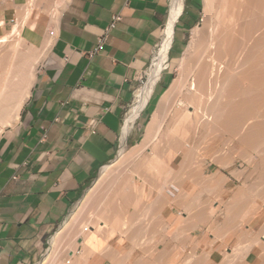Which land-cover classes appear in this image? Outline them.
<instances>
[{"label": "crops", "instance_id": "crops-1", "mask_svg": "<svg viewBox=\"0 0 264 264\" xmlns=\"http://www.w3.org/2000/svg\"><path fill=\"white\" fill-rule=\"evenodd\" d=\"M170 8V0H0V127L4 128L0 134V264H35L45 252L53 233L68 219L104 167L116 157L125 112L139 89L141 76L151 66L155 48L164 38ZM186 14L188 17L184 20ZM114 16L121 20L96 51L99 39ZM192 20L195 19L190 11L184 8L173 25L169 55L176 44L182 43L179 57L182 56L185 35ZM50 31H54L53 36L49 35ZM17 42L20 47L14 63L15 59L10 55ZM25 65L34 67V75L28 96L21 106V71L28 69ZM171 76L170 70L159 74L147 104L137 117L138 126L147 125L151 120L160 97L173 79ZM11 121L12 124L6 125ZM90 124L95 125V133L91 132ZM198 162L193 166L194 163L170 164L172 170L178 172L173 173L171 182L165 184H159L148 175L145 178L136 175V189L115 198L116 214L119 202L121 210H125L124 213L120 210L119 217L122 218L118 228L106 238L103 236L109 227L105 226L107 230H101L98 235L94 233L87 240L95 250L85 263L166 264L171 261L173 264H193L197 258L201 264L203 261L205 264H220L224 253L231 252L232 235L229 232L240 231L229 230L224 219L219 217L227 215L228 208L231 212L238 209L233 198L248 179L246 176L249 177L248 164L226 160L218 162L220 165L211 160L203 164ZM212 174L213 178L210 177ZM188 177L191 179L187 180ZM216 178L224 185L216 184L217 190L213 191L216 187L211 185H215L214 180L218 183ZM208 182H212L211 185ZM143 184L142 195L139 190ZM174 184L181 187L175 188ZM154 186L160 188L159 193ZM122 214L129 220L125 216L123 219ZM205 216L208 221L205 219L204 223L201 218ZM126 219L133 228L130 224L127 226ZM188 222L196 223V229ZM184 224L189 229H185ZM121 226L135 228V232L123 229L124 235L127 233L124 237ZM139 227L144 228L145 238ZM209 227L211 230L207 229ZM178 228L181 237L175 236L179 235ZM133 235L136 238H128ZM148 236L152 239L148 240ZM232 237L237 241L246 238L239 233ZM82 247L80 245L78 253L83 252ZM167 251L171 252H168L169 256ZM106 252L116 255L107 258ZM161 253L170 261L163 259ZM252 254V251L248 254V260ZM188 255L190 259H187ZM192 257L196 258L193 260Z\"/></svg>", "mask_w": 264, "mask_h": 264}, {"label": "bare ground", "instance_id": "bare-ground-1", "mask_svg": "<svg viewBox=\"0 0 264 264\" xmlns=\"http://www.w3.org/2000/svg\"><path fill=\"white\" fill-rule=\"evenodd\" d=\"M203 2H204V13H203V17L201 19V23L191 29L189 42H188L181 58L179 59V64H178V68H177L178 74L171 81V83L169 84V86H168L167 90L164 92V94L160 97V99H159V101H158V103L154 109V112L152 114L151 120L149 121V123L147 124V126L145 128L144 136L142 138L140 145L136 146L133 149L134 155H133L132 159H137L135 161V162H137V165L135 167L133 166L134 168L132 170H130L131 168L129 169V171L124 170V171H126L125 173H118L117 171L120 170V169L117 170V168L119 167V163H121V161H123L126 157L124 155L123 150L121 149L117 158L115 160L111 161L108 165H106V167H104V169L101 173V176L99 177L96 185L95 186L93 185V187L88 191L87 195L79 202L78 206L76 207L74 213L71 216L72 219H70L69 223L66 224L65 227L63 229H61L59 232H57V234L55 235L53 245H52V249L50 250V253L47 257V261L44 264H82L83 262H84V264H86L85 262L88 259L87 258L88 255L91 254L95 250V247L92 246V243L90 242V240L89 241H87V240L92 235H95L94 233H96L97 235L101 234L100 232H101V230L103 231L105 226H108L109 228L106 227L108 229V232L106 231L107 233L103 237L108 238L114 234L116 228H118L117 225L120 224L119 221L121 220L122 216L119 217V214L121 213L120 210L122 207H120L121 206L120 202H119V204L116 202L118 205L116 208L118 210V213L116 214L115 205H114L115 198H119L120 194L125 195L124 193H127L130 190H133V188H135L134 187L135 186L134 177L136 175L140 176V177L144 176V178H145L146 175L150 176L152 174L153 176H156L154 179H156L158 177L157 181L161 180V182H158V183L162 184V182H164V184H165L166 182H169L170 179H173V177L171 178V175H173V173L178 172V171L174 172V170H172V168L170 167V164L180 162V165L181 164L186 165V163H190L191 161L193 162V160L195 159L194 156L196 155V154L194 155L193 151H195L196 149H198V151H199V147L202 145V143L200 144V141H202V140L199 141V139H201L199 137H202L203 139L205 138V140H206L207 139L206 137H210L209 135H211L212 137L210 140H212V142L215 144L214 141L217 142L218 139H220L218 137H220L221 135L227 134V133L229 135L233 134L234 136H232V137H234V138L239 137V139L236 138L240 141L239 144H241V146H240L241 149H239V150H242L243 149L242 147H246L247 149H249L248 147H250V148L252 147L256 152H259V151L264 152V110H263L264 109V0H203ZM183 10H184V0H172L171 8H170V20L168 22L166 33L164 35L163 40L160 43L159 50L157 51L155 58L152 62L151 69L148 72L147 82H146L145 86L137 93L135 106L133 109H131V113H129L128 116H126V119L123 123L124 128L122 127V129H121L122 133L124 132L125 128H127L126 134L131 133V130L133 127L132 124L136 123L137 117H139L138 116L139 113L142 111L143 107L147 104L149 97L152 93L154 83L156 82V80H158L159 74L161 76V72L167 66V63L169 60V54H168L169 46H170L171 42L173 41L172 40V38H173L172 37L173 25H174L175 20L181 15ZM12 42L13 41H11V43ZM16 44H17V46H14L15 48H13L12 56L13 57L16 56V59H17V54H18V50H19L18 47H20L18 45H20V43H16ZM22 46H24V44L23 45L21 44V47ZM16 59H15L14 63H16ZM23 65H24V63L22 64V66ZM26 66L28 69L24 68ZM24 67H23V69H26V70L21 71V106L28 96L29 88L31 86V81H32L33 75H34V67L33 66L28 67V65H25ZM140 93H142V94H140ZM261 107H262V110H260ZM16 113H17V111H16ZM10 124H12V121L10 123L8 122L6 125H10ZM3 129L4 128L0 127V134L3 131ZM196 134L199 135L198 142L195 139ZM204 136H206V137H204ZM208 142L210 143V141H208ZM206 143H205V145H206ZM205 145H203V146H205ZM212 146H214V145H212ZM162 147H165V148H162ZM149 148L150 149L152 148L149 152V155L148 156L144 155V153L147 150H149ZM160 148L163 149L162 154L159 153L161 151ZM203 148L201 146L200 149L201 150H206V148L209 149L208 144H207L206 148H204V149ZM214 148H212V149H214ZM164 149L167 150V152L164 151ZM163 151L166 153H164ZM180 153H183L181 158H179V155H181ZM260 153H262V152H260ZM216 154H218V153H216ZM244 154H245V152H244ZM245 156L247 157L250 155L248 154ZM260 156L261 155L256 156V157H259V159H260L259 161H257V159H253V158L249 157L248 158L249 161H251L252 159L254 161L252 160L251 162H249L247 164L255 167V174H256V172H257V174H259V175H257V177L260 176L261 178H264V154L261 157ZM240 157L241 156H239V158ZM215 159L218 160L217 156ZM241 159H243V157ZM244 159H243V161H244ZM248 159L246 158L245 161H247ZM198 160H196V161L198 162ZM222 160L223 159H220L221 163H222ZM220 161L219 160L214 161V163H216V162L218 163ZM252 162H253V164H252ZM198 163H200V162H198ZM218 164L220 165V163H218ZM223 164H224V162H223ZM132 165H134V164H132ZM193 165H195V160H194V164H192V166ZM228 166H229V164H228ZM198 167H199V165H198ZM192 168L194 169V167H192ZM198 169L199 168H197L196 170H198ZM190 170H192V169H190ZM180 171H181V169L179 168V172ZM244 172H246V171H244ZM185 173H184V175H185ZM192 173L194 175V172H192ZM238 173H239V170H238ZM196 174H197V172H196ZM218 174H220V173H218ZM179 175H180V173H179ZM213 175L214 174H212V176H210V177L213 178L214 177ZM240 175L243 176L242 173H240ZM244 175H246V174H244ZM253 175L254 174H252V176ZM194 176H199V174L194 175ZM219 176L222 177L223 175L222 176L219 175ZM191 177H192V174H191ZM191 177H188V179L187 178H185V179L189 180V178L191 179ZM246 177L249 179L248 176H246ZM251 177H250V179H251ZM159 178H160V180H159ZM219 178H216V180L218 179L217 180L218 183H215L214 182L215 180L212 181L215 185H211L212 182L211 183L208 182L211 186L216 187L214 189H213V187H211L213 189V191L215 189L217 190L216 184H220ZM247 178H245V180ZM239 179H241V176ZM248 179L246 181H250V179L249 180ZM209 180H211V179H209ZM115 181H117V183H118V181H121L124 183V185L120 183L122 186L119 185L120 187L119 188L115 187L116 189L114 190ZM205 181H206V179H205ZM172 182H173V180H172ZM263 182L264 181H262V183ZM174 183H176V181ZM180 183H178V185H181ZM244 183H246V182H244ZM244 183H243V185H244ZM221 184L224 185L223 182H221ZM221 184H220V186H221ZM243 185H242V187H239L238 189L236 188L238 191L235 194L236 196L234 195L235 197L233 198L234 204H235L234 206H236V208H238L237 209L238 210L237 216H238V219L240 218L239 216H241L242 218L245 216H246L245 218L249 217L248 218L249 224L253 228H255L254 230L248 229L250 232L246 230V236H247V234H249L252 237V239H254L253 236L256 235L255 230H261V231H259V233L262 232L263 236L261 237L262 245L260 246V248H262V250H264V210H263L262 214L257 215V210H259V211L261 210V208H260L261 206L259 205V201L261 200V197H259L260 195L257 196L256 193L254 194V189L253 190L250 189L251 187L253 188V185L249 186V187H246L245 185L243 187ZM246 185H248V184H246ZM144 186L145 185H142V187L139 190L140 192H142V195H143ZM173 186H175V184ZM263 186H264V184H263ZM176 187H178V186L176 185L175 188ZM180 187H178V188H180ZM211 188L210 189L207 188V190L209 191V190H211ZM219 188H221V187H219ZM103 189H104V191H103ZM207 190L205 192H207ZM261 190L262 189H260L259 191H261ZM157 191H158L157 193H159V191H160L159 187H157ZM166 191H168V189H166ZM110 193L113 194V196L109 200L108 194H110ZM171 193H173V192H171ZM262 193H264V191H262ZM262 193L259 192V194H262ZM102 194H104V197H102ZM127 195H129V194H127ZM210 195H211V193H210ZM97 197L100 198L99 201L101 200V198H104V199H102L99 202V205L98 204L96 205V203H95L96 207L93 209V213H94L93 217L88 218L89 220L87 222L86 221L84 222L83 220L80 221L82 219V217L84 216V212H86V209L88 208V206H90V204H91V207L94 205L92 202L95 200L94 198H97ZM122 197H124V196H122ZM125 197H127V196H125ZM158 198H160V196ZM241 198H243V199H241ZM160 199H162V198H160ZM258 199H260V200L258 201ZM118 201H119V199H118ZM131 201H132V199H131ZM173 201H175V200H173ZM158 202H159V199H158ZM167 202H165V204ZM175 202H177V201H175ZM168 203H170V202H168ZM177 203H179V202H177ZM231 203L233 205V200H231ZM231 203H230V205H231ZM127 204H128V202H127ZM189 204H191V202H189ZM189 204H187V205H189ZM195 204H194V206H195ZM227 204L228 203H226V205ZM157 205L158 204H156V206ZM122 206L126 207V204L122 205ZM216 206H218V205H216ZM263 206H264V204H263ZM146 207H147V205H146ZM192 207H193V205H192ZM148 208H150V207H148ZM231 208H233V207H231ZM142 209H144V208H142ZM263 209H264V207H263ZM99 210H101V212H98ZM150 210H153V209H150ZM208 210H210V208ZM226 210H224V211H226ZM234 210L237 211L235 208H234ZM123 211H125V210H123ZM126 211H127V208H126ZM159 211H161V209ZM186 211H187V209H186ZM235 211L231 212L230 209H229V211L227 210L226 216L229 217V216H231V214H233L232 216L236 215ZM259 211H258V213H259ZM144 212H146V211L144 210ZM209 213H211V212H209ZM110 215L112 216V220L111 221L109 220L107 222L106 218L104 219V217L105 216L107 217ZM124 216L127 217L125 214L123 215V217ZM128 216H131V215H128ZM145 216H147V215H145ZM192 216H194V214H192ZM255 216H256V218H255ZM125 217L123 219H125ZM205 217L201 218V220L204 218L203 219L204 223L207 220V217L206 218ZM232 218L235 219L237 217H235V218L232 217ZM245 218H243L244 222H246V220H244ZM127 219L129 220V217H127ZM195 219H197V218H195ZM227 219H229V218H227ZM128 220L126 221V223H128ZM160 220H162V219H160ZM229 220L231 221V219H229ZM142 221H143V219H142ZM122 222H124V221H122ZM130 222H131V219H130ZM194 222H196V221H194ZM212 222L214 223V220ZM233 222H234V224L236 223V221H234V220H233ZM244 222H243V224H244ZM124 224H122V225H124ZM129 224L131 225V227L133 226L132 223H128L127 226ZM189 224H187V225H189ZM228 224H229L228 226H230V223H228ZM231 224H232V222H231ZM234 224H232V225L233 226L237 225V224H235V225ZM239 224H241V223H239ZM136 225H137V222H136ZM145 225H147V224L145 223ZM185 225L186 224H184V226ZM190 225H192L191 228H193L194 225L196 226V223L190 224ZM75 226H77V228H78L77 232L74 234H71V229ZM195 226H194V229H196ZM211 226H213V225H211ZM121 227H119V228H121L120 232H121V230L123 231V229H124L123 226H121ZM128 227L125 228L124 231L126 229L131 230V229H128ZM142 227H144V226L142 225ZM179 227H181V226H179ZM210 227L207 229L211 230ZM139 228H141V227H139ZM184 228L189 229L186 226ZM105 229H104V231H105ZM142 229L144 230V228H141L139 230L140 233H141ZM143 230H142L141 234L144 237ZM192 230L193 229H191V231ZM213 230H214V228H213ZM216 230H217V228H216ZM117 231H119V230H117ZM124 231L122 233L123 235H124ZM131 231L135 232V228H134V230L132 229ZM146 231H148V229H146ZM187 231H189V230H187ZM220 231H218V232H220ZM177 232H179V228H178ZM222 232H225V231H222ZM80 233H81V235L84 236V238L82 239V241H80V243L77 244L75 239H77L79 237ZM129 233H130L129 235H132L131 232H129ZM136 233H137V231H136ZM175 233H176V231H175ZM180 233L181 232H179V235L177 234L175 236L179 237L181 235ZM184 233H185V231H184ZM126 234L127 233H125V235ZM145 234H146V232H145ZM149 234L150 233L148 232V235ZM185 234H184V236H185ZM220 234H222V233H220ZM125 235H124V237H125ZM182 235H183V232H182ZM214 235H216V234H214ZM67 236L70 237V240H68V241H66ZM149 236H148V240L152 239V238L149 239ZM132 237H135V235H133L131 237L128 236L129 239H131ZM137 237H138V235H137ZM187 238H186V240H187ZM258 238H259V236H258ZM161 239H163V237ZM219 239H221V238H219ZM62 240L64 243L66 242V244H67V247L63 246L65 248H63L62 253L63 252L65 253V251L68 250V253L69 252L72 253V255L69 256V259L74 258L75 261L74 260H73V262L67 261V263H66V261L62 260V258H61L62 253H60V251H58L59 244L62 243L61 242ZM84 240H85V242H84ZM133 240L134 239H132V241ZM142 240L143 239H141L139 241L137 240V241L139 243ZM153 240H151V241H153ZM129 241H131V240H129ZM193 241H195V240H193ZM216 241L217 240H215L214 242H216ZM191 242H192V240H191ZM254 242L256 243V241H254ZM258 242H260V240ZM109 243H110V241H109ZM133 243H135V242H133ZM189 243H190V241H189ZM248 243L246 244V242H245L246 245H248ZM136 244L137 243H135V245ZM196 244H194L195 248H196V246H198V244L197 245ZM210 244H211V242H210ZM77 245L78 246L79 245L84 246V248L82 247L83 248L82 253L77 252V250H76ZM143 246H144V244H143ZM179 246H180V244H179ZM251 246H252V244H251ZM251 246L249 245L248 247L245 248V245H244V247H242V248L240 247V249H238L239 251L236 250V252H234L233 255L230 258H228L227 264H264V255L263 254L261 255L262 258L259 257L260 259L257 261L255 260V262H248L246 260L248 254L252 251L251 248L253 246L252 247ZM108 248H110V246H108ZM156 248H154V249H156ZM138 250H141V249L139 248ZM143 250H145V249H143ZM156 251H154V252H156ZM160 252H162V251H160ZM168 252L169 251H167L166 254L169 256ZM178 252H179V250H178ZM178 252H177V254H178ZM192 252H193V250H192ZM76 253L80 254V255H78L79 256L78 258L75 257ZM128 253H129V251H128ZM128 253H126V254H128ZM169 253H171V252H169ZM110 254L107 255V258L109 256L114 258L115 257L114 255H116L114 252L111 254V255L114 254L113 256H111ZM161 255H162V253H161ZM163 255H164V253H163ZM163 255H162V257H163ZM167 255H165V256H167ZM118 256L120 257L119 254H118ZM127 256H126V258H127ZM148 256H150V253ZM151 256H152V254H151ZM164 257H163V259H164ZM181 257H183V256H181ZM189 257L190 256L188 255L187 259H190ZM120 258H122V257H120ZM144 258L146 260V257H144ZM165 258L168 260L167 257H165ZM195 258H193V260ZM187 259H185V260H187ZM155 260H157V259L155 258ZM160 261H161V259H160ZM168 261H170V260H168ZM195 261H194L195 263L192 261L193 264H199L200 263V262L198 263L197 258L195 259ZM113 262H114V260H113ZM187 262H189V261L187 260ZM224 262H226V261L224 260L223 263ZM167 263L168 262L166 261V264ZM170 263H172V262L170 261ZM170 263H168V264H170ZM175 264H177V263H175Z\"/></svg>", "mask_w": 264, "mask_h": 264}, {"label": "rangeland", "instance_id": "rangeland-1", "mask_svg": "<svg viewBox=\"0 0 264 264\" xmlns=\"http://www.w3.org/2000/svg\"><path fill=\"white\" fill-rule=\"evenodd\" d=\"M184 8H185V11L186 10H188V11H190V13H191V16L195 19V20H192V23H191V26L189 27V29L187 30V33H186V35H185V44H184V47H183V50L182 51H184L185 50V48H186V46H187V44H188V42H189V39H190V32H191V29L193 28V27H195V26H197V25H199L200 23H201V19H202V17H203V13H204V2H203V0H195L194 2L193 1H191V0H184ZM188 8V9H187ZM187 15V14H186ZM186 17H188V15L187 16H185V18H184V20L186 19ZM21 44L23 45V41H22V39H21ZM17 43H19V42H17ZM182 45V43L179 45V44H176L175 45V47H174V49H173V51L171 52V54L169 55V60H168V64H169V66H168V68L166 69V70H170L171 71V73H172V78L174 79L176 76H177V74H178V64H179V60H178V57H179V47ZM23 47V46H22ZM21 47V48H22ZM168 54H169V52H168ZM182 54V53H181ZM21 56H22V53H21ZM180 57H181V55H180ZM180 57H179V59H180ZM10 58L11 59H15L16 58V56L15 57H13L12 56V54L10 55ZM178 60V61H177ZM22 61V60H21ZM162 73V72H161ZM172 79V80H173ZM171 80V81H172ZM143 92V91H142ZM140 94H142V93H140ZM258 109V108H257ZM128 110V109H127ZM127 110H126V112H127ZM260 110H262V107H261V109ZM264 110V109H263ZM126 112H125V114H126ZM125 116V118L124 119H126V116L127 115H124ZM132 130H131V134H126L127 133V128H125L124 129V132L122 133L121 132V135H120V138H119V140H118V148H117V155H116V157L114 158V160L117 158V156H118V154L120 153V151H121V149L123 150V152H124V155L126 156L125 157V159L123 160V161H121V163H119V167L117 168V170H119V171H117L118 173H125L126 171H129V169L131 168V167H135L136 165H137V162H135L137 159H132V157H133V155H134V151H133V149L136 147V146H138V145H140V143H141V141H142V138H143V136H144V132H145V128H146V126L147 125H142V126H138V124H137V122L136 123H133L132 124ZM123 127V126H122ZM124 128V127H123ZM231 135V136H230ZM223 134V135H221L220 137H218V138H220V139H218V141L216 142V141H214L215 142V144L217 145H215L213 142H212V140H210L211 139V135H209L210 137H206V136H204V137H206L207 139L205 140V138L203 139L202 137H199V135H197L196 134V141L198 142V137L199 138H201V139H199V141L200 140H202V141H200V144L202 143V148L204 147V148H206L207 147V144H208V147H209V149L208 148H206V150H201L200 148H201V146L199 147V151H198V149H196L195 151H193V153H194V157H195V162H197L196 160H198L200 163H204L205 161H209V160H211V161H217L215 158H216V156H217V158H218V160H220V159H223V160H226V161H234V162H236V161H243V159H244V162H246V163H249V162H251L253 159H257V161H259L260 159H259V157H256V156H258V155H263L264 154V152L263 151H259V152H256L252 147L250 148V147H248L249 149H247L246 147H242L243 149L242 150H239V149H241L240 148V146H241V144H239V137H232V136H234L233 134ZM126 136V137H125ZM201 136V135H200ZM216 137V136H215ZM236 138H238V139H236ZM233 141H232V140ZM205 141V142H204ZM208 141H210V143L208 142ZM207 142V143H206ZM204 143V144H203ZM205 143H206V145H205ZM211 144V145H210ZM203 145H205V146H203ZM212 145H214V146H212ZM123 146V147H122ZM212 146V147H211ZM215 147V148H214ZM162 148H165V147H162ZM203 148V149H204ZM211 148V149H210ZM212 148H214V149H212ZM217 148V149H216ZM152 149V148H151ZM150 148H149V150H147L145 153H144V155H146V156H148L149 155V152H150V150H151ZM161 149V148H160ZM167 149V148H166ZM245 149V150H244ZM253 149V150H252ZM131 150V151H130ZM162 150L163 149H161V151L159 152V153H161L162 154ZM201 150V151H200ZM238 150V151H237ZM244 150V151H243ZM164 151H166L167 152V150H165L164 149ZM163 151V152H164ZM243 151V152H242ZM248 151V152H247ZM129 152V153H128ZM166 152H164V153H166ZM239 152V153H238ZM244 152H245V154H244ZM260 152H262V153H260ZM216 153H218V154H216ZM243 153V154H242ZM260 153V154H259ZM181 155H179V158H181L182 157V154L183 153H180ZM250 155V156H245V155ZM205 155V156H204ZM244 155V156H243ZM201 156V157H200ZM203 156V157H202ZM221 158H220V157ZM239 156H241L240 158H239ZM253 156V157H252ZM255 156V157H254ZM260 156V157H261ZM243 157V159H241ZM249 157H251V158H253L251 161H249ZM198 158V159H197ZM246 158L248 159L247 161H245L246 160ZM206 159V160H205ZM214 159V160H213ZM194 160H193V162L191 161L190 163H194ZM131 163H130V162ZM254 161V160H253ZM128 162V163H127ZM135 162V163H134ZM132 164H134V165H132ZM252 164H253V162H252ZM261 164V163H260ZM202 165V164H201ZM133 167V168H134ZM263 167V166H262ZM132 168V169H133ZM132 169H130V170H132ZM123 170V171H122ZM124 170H126V171H124ZM248 172H249V179H250V177L252 176V174H254L252 177H251V179H250V181H246V183H244V185L246 186V187H249V186H252L253 185V188L251 187L250 189L251 190H253L254 189V194L256 193L257 194V196H259V197H261V200L260 199H258V201H259V205L261 206L260 208H261V210L259 211V210H257V215H260V214H262V212H263V204H264V193H262V191H264V186H263V184H264V182L262 183V181H264V178H261L260 176L259 177H257V175H259V174H257V172H256V174H255V167L254 166H251V165H248ZM117 173V174H118ZM101 176V174L99 175V177ZM149 176V175H148ZM99 177H97V179H96V181H95V183H94V186L96 185V183H97V181H98V179H99ZM149 177H151V178H155L156 176H153L152 174L149 176ZM123 178V177H122ZM158 178V177H157ZM157 178H156V180H157ZM261 178V179H260ZM155 180V179H154ZM159 180H160V178H159ZM145 182V181H144ZM159 182H161V180L159 181ZM119 183V184H118ZM118 183H117V181H115V183H114V190L116 189V188H119L120 186H122L121 184H123L124 185V183L123 182H121V181H118ZM121 183V184H120ZM117 186H116V185ZM159 184H161V183H159ZM246 184H248V185H246ZM120 185V186H119ZM144 185V184H143ZM244 185H243V187H244ZM93 187V186H92ZM91 187V188H92ZM116 187V188H115ZM142 186H140V188H141ZM155 187V190H157V186H154ZM263 187V188H262ZM90 188V189H91ZM260 189H262L261 191H259ZM103 191H104V189H103ZM260 193H262V194H259V192ZM88 193V192H87ZM113 193V192H112ZM253 193V192H252ZM106 194V193H105ZM87 195V194H86ZM85 195V196H86ZM109 196H108V199L110 200V198H112V196H113V194H108ZM263 195V196H262ZM84 196V197H85ZM106 196V195H105ZM83 197V198H84ZM102 197H104V194H102ZM95 200L92 202L93 204V206L91 207V204H90V206H88V208L86 209V212H84V216L82 217V219L80 220V221H88L89 219L88 218H90V217H93V209L96 207V205L98 204L99 205V202L102 200V199H104V198H101V200L99 201V199L100 198H94ZM80 202V201H79ZM79 202L77 203V205L74 207V209H73V212L71 213V215L68 217V219L59 227V229L55 232V233H53V235L50 237V239H49V243H48V245H47V247H46V250H45V252L43 253V255L41 256V258L35 263V264H44L46 261H47V257H48V255H49V253H50V250L52 249V245H53V241H54V237H55V235L57 234V232H59L61 229H63L64 227H65V225L66 224H68L69 223V221H70V219H72V214L74 213V211H75V209H76V207L78 206V204H79ZM108 202V201H107ZM95 203H96V205H95ZM91 208V209H90ZM229 209L230 208H228L227 210L229 211ZM258 211H259V213H258ZM98 212H101V210H99ZM89 215V216H88ZM233 214H231V216H226V215H222V216H220L219 218L220 219H224V221H225V223L227 224V225H229L228 223H230V226H228V229L230 230V229H232V230H239L240 232H229V234H231L232 236H235L236 234H244L245 236H246V230L247 231H249L248 229H250V230H254L255 228H253L250 224H249V222H248V218H245V217H243V218H245L244 220H246V222L248 223H246V222H244L243 221V218L241 217V216H239L240 218L238 219V216L237 215H234V216H232ZM256 215V216H257ZM88 216V217H87ZM256 216H255V218H256ZM226 217V218H225ZM232 217H237V218H235V219H233ZM106 218V220H107V222L110 220H112V216L110 215V216H105L104 217V219ZM110 218V219H109ZM227 218H229V219H231V221L229 220V219H227ZM238 219V220H237ZM228 222H227V221ZM233 220L234 221H236V223L235 224H237L238 222L239 223H241V224H237V225H235L234 224V222H233ZM241 220V221H240ZM244 222V224H243V222ZM79 222V221H78ZM93 222V221H92ZM231 222H232V224H234L235 226H233L232 224H231ZM246 224V225H245ZM248 226V227H247ZM246 227V228H245ZM77 226H75V227H73L72 229H71V234H74V233H76L77 232ZM259 231H261V230H255V236H253L254 237V239H252V237L249 235V234H247V236H246V238L245 239H243V240H238L237 241V239L236 238H233L232 236H230V239L232 240V245H230V249H231V252L229 251V253H227V252H225L224 253V258H223V261L225 260L226 262H224L223 263V261L220 263V264H227V260H228V258H230L232 255H233V253L234 252H236V250L237 251H239L238 249H240V247L242 248V247H244V245H245V248L246 247H248L249 245L251 246V244H252V252H253V254L249 257V260L248 259H246L248 262H255V260L257 261V260H259L260 258L259 257H261L262 258V254L264 255V250H262V248H260V246L262 245V243H261V241H262V239H261V237L263 236V234H262V232H260L259 233ZM250 232V231H249ZM54 236V237H53ZM258 236H259V238H258ZM53 238V239H52ZM84 238V236L83 235H81V233H80V235H79V237L77 238V239H75V241L77 242V244L78 243H80V241H82V239ZM52 240V241H51ZM68 240H70V237L69 236H67V238H66V241H68ZM260 240V242H258ZM250 241V242H249ZM254 241H256V243L254 244L253 242ZM62 243H60L59 244V249H58V251H60V253H62V250H63V248H65V247H67V244H66V242L64 243L63 242V240L61 241ZM245 242H246V244L248 243V245H246L245 244ZM241 245V246H240ZM62 246V247H61ZM63 246H65V247H63ZM80 247V245L78 246H76V250L78 251V248ZM239 247V248H238ZM64 254V255H63ZM72 255V253H68V250L67 251H65V253L63 252L62 254H61V258H62V260L63 261H66V263H67V261H71V262H73V260H74V258L73 259H69V256H71ZM76 256H78V253H76L75 254V257ZM69 259V260H68ZM202 264H205V262L203 261V263Z\"/></svg>", "mask_w": 264, "mask_h": 264}, {"label": "built area", "instance_id": "built-area-1", "mask_svg": "<svg viewBox=\"0 0 264 264\" xmlns=\"http://www.w3.org/2000/svg\"><path fill=\"white\" fill-rule=\"evenodd\" d=\"M170 1L172 2V0H170ZM120 20H121V18H120L119 16H114V17H113L111 23L109 24V27L104 31L103 36L99 39V45H98L96 51L100 50V48H101V47L103 46V44L105 43V40H106V38H107V36H108L109 31H111L112 29H114V28L116 27L117 23H118ZM12 23H13V24H16V21H15V20H12ZM49 35H50V36H53V35H54V31H50V32H49ZM159 47H160V45H158V46L155 48V50H154L153 60H154V58H155V55H156L157 51L159 50ZM153 60H152V62H153ZM151 66H152V63H151ZM151 66H150V68H149L145 73H143V75L141 76V78H140L139 89H137V91H136L137 93H138V92H139V91L145 86V84H146V82H147V79H148V72H149V70L151 69ZM168 66H169V64L167 63V66H166V68H165L163 71H165V70L168 68ZM137 93H135L131 105L127 108L128 110H127V112H126V114H125V115H127V116H128L129 113H131V109H133L134 106H135ZM90 128H91V129H90L91 132H92V133H95V132H94L95 125H94V124H90Z\"/></svg>", "mask_w": 264, "mask_h": 264}]
</instances>
